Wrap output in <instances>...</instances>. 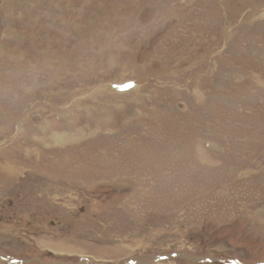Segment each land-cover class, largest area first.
I'll use <instances>...</instances> for the list:
<instances>
[{
  "label": "rangeland",
  "instance_id": "obj_1",
  "mask_svg": "<svg viewBox=\"0 0 264 264\" xmlns=\"http://www.w3.org/2000/svg\"><path fill=\"white\" fill-rule=\"evenodd\" d=\"M9 263L264 264V0H0Z\"/></svg>",
  "mask_w": 264,
  "mask_h": 264
},
{
  "label": "crops",
  "instance_id": "obj_2",
  "mask_svg": "<svg viewBox=\"0 0 264 264\" xmlns=\"http://www.w3.org/2000/svg\"><path fill=\"white\" fill-rule=\"evenodd\" d=\"M2 169H5V167H3Z\"/></svg>",
  "mask_w": 264,
  "mask_h": 264
},
{
  "label": "water",
  "instance_id": "obj_3",
  "mask_svg": "<svg viewBox=\"0 0 264 264\" xmlns=\"http://www.w3.org/2000/svg\"><path fill=\"white\" fill-rule=\"evenodd\" d=\"M3 260V259H2ZM3 261H5V260H3ZM6 262V261H5ZM10 264V263H9Z\"/></svg>",
  "mask_w": 264,
  "mask_h": 264
}]
</instances>
